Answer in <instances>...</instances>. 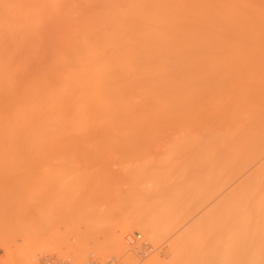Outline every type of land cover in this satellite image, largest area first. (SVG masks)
Listing matches in <instances>:
<instances>
[{
    "label": "bare ground",
    "instance_id": "obj_1",
    "mask_svg": "<svg viewBox=\"0 0 264 264\" xmlns=\"http://www.w3.org/2000/svg\"><path fill=\"white\" fill-rule=\"evenodd\" d=\"M10 1L20 0H0L5 160L48 162L54 141L115 142L116 131L199 130L203 135L197 140L208 148L207 168L193 176L203 183L191 205L179 210L182 220L175 222L182 206L176 192L172 197L165 181L146 178L135 184L145 190L143 185L154 182L143 192L145 198L140 196L152 203L153 216H145L151 222L133 213L125 218L123 233L138 230L150 241L161 230L174 233L170 259L155 255L144 264H264L262 57L259 33L245 30L246 11L258 0H175L164 17H118L117 0L100 3L104 7L97 15L32 16V7L27 14L20 9L24 1ZM126 135L120 136L130 140ZM59 156L76 161L65 152ZM76 170V175H91ZM156 218L164 222L161 227ZM84 249L73 250L76 258Z\"/></svg>",
    "mask_w": 264,
    "mask_h": 264
},
{
    "label": "rangeland",
    "instance_id": "obj_2",
    "mask_svg": "<svg viewBox=\"0 0 264 264\" xmlns=\"http://www.w3.org/2000/svg\"><path fill=\"white\" fill-rule=\"evenodd\" d=\"M21 1L24 2L19 7L26 14L28 7L35 9L34 12L29 10L28 15L33 16V13H38V16L54 17L60 14L62 17L66 15L71 17L84 16L89 13L90 15L100 14L99 9L104 7L102 4L106 0H20L10 2L17 4ZM59 1L61 2L56 3ZM91 1L94 3L90 4ZM112 1L115 2L112 3ZM112 1V4L118 1L116 3L118 7H116V15L118 17L119 15L120 17L122 15L164 17L169 15L170 9L175 8L173 7L175 0ZM126 5L127 9H125ZM150 5L151 7H149ZM80 6L83 8L80 9ZM122 6L125 10H122ZM18 8L16 7V9ZM133 8L136 11H132ZM250 11H246L248 13L245 30L256 31L260 35L262 83L264 87V0H258ZM261 108L264 124V95ZM192 130L165 128L129 132L116 131L114 134L119 136V139L116 138L115 142L113 140L112 142L97 140L101 141L99 145L95 144L98 142H94L93 139L91 140L93 143L89 140L90 144L86 140L87 145L84 144V141V143L77 141L78 143L75 142V144L73 141H71L73 144L65 142L62 143L63 145L54 141L51 148L54 153L53 159L46 157V155L44 158L51 159V161L48 160L47 162L42 158L44 161L35 163L8 162L5 160L0 135V243L4 245V248H0V264H30L33 259L35 264H40V259L45 254L54 252L60 255L68 254L72 257L73 264H82L88 259L90 253L96 254V251L97 256L103 259L106 256H116L126 264H144L146 259L155 255H160L165 259L164 261H168L170 259L169 244L174 239V233L168 232L169 234H167L165 231L162 234L163 230L159 229L162 231V233L159 232L162 238L159 236L158 239L150 241L144 232L133 230L132 233H127L124 231L125 234L127 233L126 239L129 241L127 240L126 244L120 241L124 235L123 230L126 228L123 226L124 221H126L125 218L133 213L137 214V212L140 215L144 214L142 217L149 215L148 217L151 218L153 216L152 203H148L142 195L147 186L151 187L155 181H165V191L167 190L168 195L173 197L176 192L174 196H178V202L182 203V206L177 208L175 222H178L180 217L184 215L183 210H185L186 205L192 203L194 190L197 191L203 183L200 180L196 183L193 178L204 172V168H207L204 159L207 157L206 152L208 153L206 144L202 140L201 142L197 140L203 133L199 130ZM200 132L201 135H199ZM98 134L100 135V133ZM120 135H126L130 137V140L124 137L125 140ZM131 137H133L132 140ZM195 137L196 139H194ZM62 152L68 153L71 158L75 157L76 159H73L76 161L69 162L67 160L68 163L65 162L67 158L64 161L62 159L64 156H59ZM84 156H88V158L92 156V158H89L91 159L89 161L87 159V162L83 158ZM76 166L86 170L87 173L89 172L88 175L91 173L90 177L76 175L75 172H78ZM80 172L81 170H79ZM82 173L85 174V171ZM143 175L145 178H141ZM146 178L155 181L149 180L148 185H143L146 187L145 190H141L135 183L144 181ZM162 182L158 181L157 183ZM139 192L140 195H138ZM181 209L183 210L179 211ZM180 212H183V215ZM146 217L145 219L151 222ZM155 221L159 227L164 223L160 218H156ZM138 233H141L142 237L153 245L152 251L145 256H140L134 249L133 243ZM128 243L131 249H128L129 246H124ZM98 245L103 247L99 252L96 249ZM79 248H86L84 249L85 254L83 251L81 253L83 255V257L81 255V259L76 258L73 251ZM87 250L89 251L86 252ZM36 252L39 255L35 260ZM71 254L73 255L71 256ZM182 254L180 260H182ZM186 261L188 259H185Z\"/></svg>",
    "mask_w": 264,
    "mask_h": 264
},
{
    "label": "built area",
    "instance_id": "obj_3",
    "mask_svg": "<svg viewBox=\"0 0 264 264\" xmlns=\"http://www.w3.org/2000/svg\"><path fill=\"white\" fill-rule=\"evenodd\" d=\"M134 244V249L140 256L147 255L148 252H151L153 245L145 238L142 237L141 233L136 235ZM40 264H73L72 258L68 254L60 255L58 253H47L40 259ZM82 264H126L121 259H118L116 256H106L102 258L97 256L95 253H90L88 259Z\"/></svg>",
    "mask_w": 264,
    "mask_h": 264
}]
</instances>
